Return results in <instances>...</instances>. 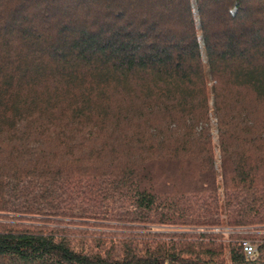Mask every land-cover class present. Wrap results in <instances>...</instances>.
<instances>
[{
    "label": "trees",
    "instance_id": "trees-1",
    "mask_svg": "<svg viewBox=\"0 0 264 264\" xmlns=\"http://www.w3.org/2000/svg\"><path fill=\"white\" fill-rule=\"evenodd\" d=\"M0 264H264V0H0Z\"/></svg>",
    "mask_w": 264,
    "mask_h": 264
},
{
    "label": "built area",
    "instance_id": "built-area-1",
    "mask_svg": "<svg viewBox=\"0 0 264 264\" xmlns=\"http://www.w3.org/2000/svg\"><path fill=\"white\" fill-rule=\"evenodd\" d=\"M235 230V228L228 227V226H214L213 231L215 232H223L228 234L229 232H232ZM242 248L246 252L248 256H252L255 250V247L247 240H243L242 242Z\"/></svg>",
    "mask_w": 264,
    "mask_h": 264
},
{
    "label": "rangeland",
    "instance_id": "rangeland-1",
    "mask_svg": "<svg viewBox=\"0 0 264 264\" xmlns=\"http://www.w3.org/2000/svg\"><path fill=\"white\" fill-rule=\"evenodd\" d=\"M211 102V101H210ZM210 115V131H211V134L213 136V140L216 141V125H215V118L213 116L212 113H209ZM216 156H217V153H216ZM216 164H217V161H216Z\"/></svg>",
    "mask_w": 264,
    "mask_h": 264
}]
</instances>
